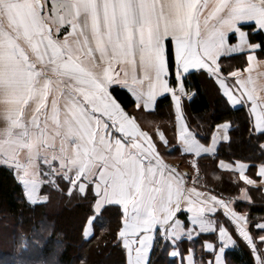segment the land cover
Here are the masks:
<instances>
[{"label":"snow or ice","instance_id":"obj_1","mask_svg":"<svg viewBox=\"0 0 264 264\" xmlns=\"http://www.w3.org/2000/svg\"><path fill=\"white\" fill-rule=\"evenodd\" d=\"M183 2L0 0V128L6 129L0 135V167L13 172L32 205L50 199L37 197L38 184L69 200L76 195L86 200L85 238L92 234L89 226L113 206L119 208L112 237L120 264H163L161 256L172 258L168 264H228L226 249L237 244L235 237L250 246L254 264H264V236L252 235L247 218L242 231L222 208H213L206 215L215 221L222 214L227 223L209 224L205 210L191 198L156 210L155 184L142 171L148 157L137 165L133 151L148 145L127 130L119 115L136 120L121 99V89L139 112L155 108L158 98L168 95L184 154L199 157L206 153L198 148L215 152L231 144V133L240 128L233 120L213 122L208 135L191 130L186 121L182 100L197 94L188 82L194 69L216 86L226 112L246 106L245 131L264 156V82L257 84L251 75L254 65L264 64L256 55L264 42L249 39L250 32L264 31V0H217L214 18L222 29L206 38H201L198 20L194 37L191 21L161 27L162 19ZM202 2L207 7V0ZM249 22L254 25L246 27ZM62 27L67 34L61 40ZM69 36L77 37L76 49ZM244 49L247 68L225 71L221 57ZM160 143L172 150L166 137ZM217 229L218 235L202 237ZM254 231L264 233V222L256 223Z\"/></svg>","mask_w":264,"mask_h":264},{"label":"trees","instance_id":"obj_2","mask_svg":"<svg viewBox=\"0 0 264 264\" xmlns=\"http://www.w3.org/2000/svg\"><path fill=\"white\" fill-rule=\"evenodd\" d=\"M252 25L248 23L246 27ZM64 31L65 28L59 34ZM250 37L264 42L261 31L250 32ZM260 53L264 56V49ZM220 63L225 71H229L243 68L245 59L244 55H231L221 57ZM191 72L193 74L188 77L189 88L197 90V94L191 100L187 97L182 100L190 129L208 135L213 122L222 118L231 119L240 125L238 130L231 133L232 143L222 144L213 154L196 158L182 154L180 149H162L154 138L153 143L163 157L176 161L180 159V165L189 169L190 178L199 189L223 200L233 198L235 211L245 213L251 222L252 235L264 236V233L254 231L256 223L264 222V191L258 184L260 177L257 172L258 166L264 165V156L259 154L255 142L248 138L245 131L246 106L239 111L226 112L216 86L198 71ZM121 99L128 112L136 117L134 121L150 135L152 133L155 136L154 131L160 127L174 129V105L168 95L159 97L155 108L145 112L136 111L123 89ZM222 160L230 162L232 166L238 162L253 166L245 168L242 175L234 167L223 169L219 165ZM244 188L251 196L249 202L237 200ZM41 192L50 197L49 201L30 204L22 185L14 179L13 172L0 167V264H120L121 254L114 246L112 237V230L119 221V208L113 206L109 214L90 226L92 234L85 238L82 225L87 201L78 195L69 200L67 195L47 185L41 188ZM216 219L227 223L222 214H218ZM212 235L215 232L202 234V237L209 239ZM235 238L237 244L226 250L228 264H254L250 246L242 238ZM23 245H27L26 250ZM261 256L264 257V252H261ZM171 259L161 256L159 261L168 264Z\"/></svg>","mask_w":264,"mask_h":264},{"label":"crops","instance_id":"obj_3","mask_svg":"<svg viewBox=\"0 0 264 264\" xmlns=\"http://www.w3.org/2000/svg\"><path fill=\"white\" fill-rule=\"evenodd\" d=\"M217 10V0H207V7L204 6V3L202 0H184L182 4H178V6L175 8L174 12L170 15H166L162 21H161V27H163L165 24H175L176 26L180 27L184 24L189 23L191 21L190 31L192 36H195V33L197 31V24L196 21H199V30L201 32V38H206L210 36L213 33H216L218 30L222 29V26L220 24V19L214 18L215 13ZM50 12H54V7H50L48 9ZM7 19L5 18V21ZM45 20H47V17H45ZM50 22V21H49ZM73 22L75 26V17L73 15ZM253 23L254 22H249ZM6 25V24H5ZM66 27V26H65ZM65 27H62L65 28ZM61 29V30H62ZM70 28H67V31H70ZM261 33L264 36V31H261ZM67 34L66 31H64L62 34H58L59 39H63L64 36ZM53 35H55V25L53 26ZM77 37L75 36H69L68 40L72 43V48L76 49V43L75 40ZM235 36L231 37L232 42H235ZM249 39L251 42H257V40H253L250 37L249 33ZM231 55H244L245 63L244 67L241 68L246 69L248 66V61L246 59L248 55V50L244 49L237 53H226L222 57L225 56H231ZM257 59L259 61H264V56L261 55L260 50L256 52ZM254 62V61H253ZM137 63L139 64V56L137 58ZM100 69H97V73H99ZM194 71V69H190V72ZM197 71V70H195ZM251 75L253 76V79L256 80L257 84H260L261 82H264V64L254 65L252 68ZM224 79L223 77L221 78ZM163 96V95H162ZM154 109V108H153ZM151 109V110H153ZM174 109V129L171 130L168 127H160L161 129H156L155 136L151 133V135L142 130L139 125L132 120L130 117L125 116L123 112H120V118L126 122L127 130L132 131L133 133H138L139 138L142 139L143 142L149 143V146L145 149H139V150H133L138 153L137 155V165L140 164V160L143 156H147L148 159L143 161L142 171L144 176L148 177V180L155 184V188L153 189V195L155 198L154 206L157 211H159L161 208L165 207L169 201L172 203H179L181 201H186L191 198V203L195 205L197 208H201L205 210V216L203 217L209 224L215 223V221L212 220L211 217L207 216L206 213L208 211H211L213 208H222L224 212L227 213V215L234 221H236L241 230L243 231L246 227L245 225V218L246 214L243 212H237L234 209V206L232 204L233 198L229 200H223L220 199L213 194L209 193L208 191L201 190L197 187V185L193 182V180L190 178V171L187 167H182L180 164V159H168L161 155L159 150L157 151V147L153 143V138L158 141V144L162 147V149L166 148L163 144L160 143V140L164 139L166 137L167 141L169 142L168 148L172 149H180V152H182V148L179 146V138H178V132L176 128V119H175V108ZM151 110H145V111H151ZM4 108L0 107V115H3ZM103 123V121H101ZM180 127V132L183 133V127L182 122ZM6 131L5 128H0V135L4 134ZM131 137L129 138V143L131 142ZM159 149V148H158ZM199 152H204L206 154H213L214 152H211L209 150H206L204 148H198ZM205 155V154H202ZM193 158H196V155H192ZM219 165L223 169H232L233 167L238 170V172H241L242 175H244L242 172L246 168L245 163L238 162L234 166L228 161H220ZM264 173V165H259L257 168V172ZM38 181L43 183L42 177H37ZM251 182V181H250ZM258 184L262 187L264 191V177H260V180ZM41 195H46L43 192H41V185L38 184L37 187V197ZM237 200L243 201V202H249L251 200V196L248 193L247 189H242L237 196ZM231 201V202H230ZM217 217V216H216ZM223 226L222 224L220 225ZM90 231V226H89ZM213 233V232H209ZM215 235H218V229L215 230ZM227 248L226 250H228Z\"/></svg>","mask_w":264,"mask_h":264},{"label":"rangeland","instance_id":"obj_4","mask_svg":"<svg viewBox=\"0 0 264 264\" xmlns=\"http://www.w3.org/2000/svg\"><path fill=\"white\" fill-rule=\"evenodd\" d=\"M5 24H7V20L5 21ZM148 146H149V143L145 142Z\"/></svg>","mask_w":264,"mask_h":264},{"label":"built area","instance_id":"obj_5","mask_svg":"<svg viewBox=\"0 0 264 264\" xmlns=\"http://www.w3.org/2000/svg\"><path fill=\"white\" fill-rule=\"evenodd\" d=\"M232 246H229L228 248H231Z\"/></svg>","mask_w":264,"mask_h":264}]
</instances>
